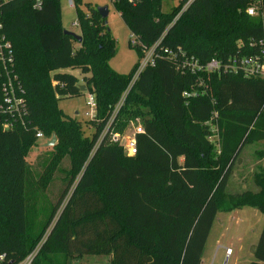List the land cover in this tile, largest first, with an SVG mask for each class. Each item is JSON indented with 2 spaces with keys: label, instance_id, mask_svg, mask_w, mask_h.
<instances>
[{
  "label": "trees",
  "instance_id": "16d2710c",
  "mask_svg": "<svg viewBox=\"0 0 264 264\" xmlns=\"http://www.w3.org/2000/svg\"><path fill=\"white\" fill-rule=\"evenodd\" d=\"M186 2L164 12L163 0H114L139 38L131 43L139 60L141 44L163 35V46L202 62L260 52L264 0L255 16L248 13L254 0H194L176 18ZM88 7L89 16L79 12L78 41L65 32L60 0H42L39 9L34 0H0L29 111L26 126L8 130L0 114V251L14 263L37 249L31 264H72L86 255H110L111 264H203L220 211L250 206L264 214V167L253 176L257 191H228L245 146L264 142V78L183 74L160 59L116 111L139 62L129 73L110 67L115 39L107 19ZM69 68L91 75L79 83L63 71ZM80 85L96 100L92 137L57 106V95H80ZM130 118L143 127L135 156L111 140ZM38 131L58 140L39 177L27 161ZM56 173L64 177L53 201L47 190ZM253 255L249 264H264V227Z\"/></svg>",
  "mask_w": 264,
  "mask_h": 264
},
{
  "label": "rangeland",
  "instance_id": "374dc122",
  "mask_svg": "<svg viewBox=\"0 0 264 264\" xmlns=\"http://www.w3.org/2000/svg\"><path fill=\"white\" fill-rule=\"evenodd\" d=\"M73 1V0H72ZM179 0H163L162 11L170 12L173 10ZM88 6L98 9L99 7H108L109 14L107 17L106 28L110 30L112 37L115 39V53L109 59V65L111 68L120 73H129L139 62V56L132 46V42L135 41L130 28L122 20L120 13L116 10L114 5V0H81L78 7L75 6L74 2L71 0H60V13L63 27L66 30L74 32L81 35L82 32L80 25H75V22H79V12L84 15L89 16L91 14ZM132 41V42H131ZM78 46V43H75ZM64 72L74 74L78 77L79 83L84 82L85 76L88 77L91 74H84L80 69H65ZM57 106L58 108L68 117L76 119L81 122L82 129L88 137H92L95 132V128L90 124L92 119L88 113L90 112V106L87 101L90 97V93L85 91L80 95L61 97L57 95ZM125 122V126L121 130H115L113 133H119L121 140L134 131L141 125L140 119L130 118ZM52 138V137H51ZM48 139H40L35 142L28 150L27 161L32 168L35 176L39 177L44 173L45 166L50 162L54 155V147L44 146ZM261 152V154H260ZM260 154V155H259ZM68 162L65 161L62 167H67ZM262 165L264 167V142L249 144L245 146L241 152L240 158L229 179L228 188L232 192H241L243 188H248V190L257 191L259 188L254 182V173L260 171ZM63 175L61 173H56V181L50 185L47 190L49 198L53 201L59 197V187L62 183ZM254 209L244 208L238 211V214H226L220 213L216 219L210 235L207 240L206 248L204 251L203 258L205 259V264H248L255 260L253 255L252 244L257 242L259 239L260 232L262 231L264 225V214L259 213V216L254 217L251 215ZM247 215V216H245ZM234 217V219H231ZM230 218V219H229ZM238 218H243V223H239ZM219 219H225V224L231 222L232 229H235V224L248 229L245 233L246 240L242 243L234 241V255L228 256L227 250L224 254V249L220 248V244L217 242V238L223 229V225L220 223ZM228 224V223H227ZM231 237L233 235H230ZM242 246V247H241ZM112 257L110 255H86L82 258L74 260V264H111Z\"/></svg>",
  "mask_w": 264,
  "mask_h": 264
},
{
  "label": "built area",
  "instance_id": "2783aa9c",
  "mask_svg": "<svg viewBox=\"0 0 264 264\" xmlns=\"http://www.w3.org/2000/svg\"><path fill=\"white\" fill-rule=\"evenodd\" d=\"M131 2L137 3L139 0H130ZM183 1V0H179ZM194 0H187L184 4L181 13L186 10ZM73 1L71 0V3ZM42 6V0H34V7L39 9ZM261 6V0H254L252 6L248 9V13L252 16L258 14V10ZM79 25L78 22L74 23ZM135 41L132 44L136 45L139 42V38L136 34L132 33ZM163 35L156 43L152 46H146L141 44L142 57L139 60L138 67L132 77L129 87L123 94L119 101L116 111L124 103L125 97L130 88L135 84L140 74L147 68L153 67L157 64L160 59H168L174 61L176 69L183 74H211V73H241L245 77H260L264 78V39L260 41L261 50L256 54H244L230 56L226 60L218 58H212L206 62H202L195 56L188 55L181 48L173 49L162 45ZM254 42L250 45L254 46ZM203 84V80H201ZM205 93V91H204ZM184 96L197 95L196 91L193 93L184 92ZM90 106V112L88 115L93 118L96 115V100L95 96L90 93V97L87 101ZM28 105L26 100V91L20 80L19 75L15 70V55L12 42L8 39L4 33V21L2 13L0 12V114L6 119L4 122V128L6 130L13 128L16 124L26 126ZM143 132V127L139 126L133 134L125 136L121 140L119 133H113L111 140L122 146L125 154L129 156H135L137 154V139L136 135ZM38 140L45 139L43 132L38 131ZM37 249L30 253L22 262L14 263L7 259L5 253L0 251V264H31L34 256L37 253ZM232 249H227V254H231Z\"/></svg>",
  "mask_w": 264,
  "mask_h": 264
},
{
  "label": "crops",
  "instance_id": "0c3cea01",
  "mask_svg": "<svg viewBox=\"0 0 264 264\" xmlns=\"http://www.w3.org/2000/svg\"><path fill=\"white\" fill-rule=\"evenodd\" d=\"M254 144V143H253ZM249 145V144H248ZM247 146V145H246ZM259 167H263L262 165H259ZM228 185H229V183H228ZM248 190V188H243V191H241V192H232L229 188H228V191L230 192V193H232V194H236V193H242V192H244V191H247ZM251 191H253V190H251ZM244 208H252V209H254V211H252V213H251V215L252 216H254V217H257V216H259V213H261L257 208H254V207H250V206H245V207H242V208H238V209H234V210H230V211H220L219 213H218V215L220 214V213H226V214H229V215H232V214H238V215H240L241 216V214L238 212V211H241V210H243ZM261 214H263V213H261ZM218 215H217V217H216V219L218 218ZM245 216H247V215H245ZM242 217V216H241ZM230 219V218H229ZM231 219H234V217H232ZM239 220V223H243V218H238ZM216 221V220H215ZM219 221H220V223L223 225V229H222V231L220 232V234H219V236H218V238H217V242L220 244V248L221 249H224V254L227 256V254H226V250L227 249H232V253L231 254H229L228 256H233L234 255V253H235V251H234V246H235V244H234V241H237L238 243H242L244 240H246V236H245V233H247L248 232V229H245V228H243V227H241V226H239L238 224H235V226H236V228L235 229H232L231 227H232V224H231V222H227L226 224H225V219L223 220V219H219ZM215 223V222H214ZM214 225V224H213ZM263 227H264V225H263ZM212 228H213V226H212ZM212 230V229H211ZM262 230H263V228H262ZM211 232V231H210ZM262 232V231H261ZM261 232H260V235H261ZM230 235H233L232 237L230 236ZM260 235H259V237H260ZM259 240V239H258ZM258 240H257V242H258ZM257 242H254L253 244H252V246L254 245H256L257 244ZM207 244V243H206ZM242 247V246H241ZM205 248H206V246H205ZM205 248H204V251H205ZM96 256H101V255H96ZM203 256H204V252H203ZM203 256H202V263L203 264H205V259L203 258ZM84 257V256H83ZM80 258H82V257H80ZM76 259H78V258H75V259H72V264H74L73 262H74V260H76ZM112 261V260H111ZM249 264V263H248Z\"/></svg>",
  "mask_w": 264,
  "mask_h": 264
},
{
  "label": "water",
  "instance_id": "95a60500",
  "mask_svg": "<svg viewBox=\"0 0 264 264\" xmlns=\"http://www.w3.org/2000/svg\"><path fill=\"white\" fill-rule=\"evenodd\" d=\"M97 10L99 11V13H100V15H101V17L103 19H107L108 14H109V10H108L107 6L99 7ZM65 32L69 33V34H72L78 41L82 40V36L79 35V34H76V33L71 32L69 30H65ZM80 89H81L82 92H85L87 90L85 85H80ZM56 142H57V136L54 134L50 140L46 141L44 146H52V145H55Z\"/></svg>",
  "mask_w": 264,
  "mask_h": 264
}]
</instances>
